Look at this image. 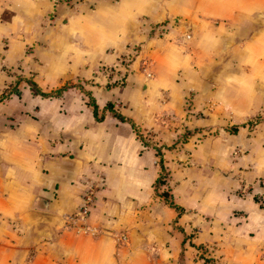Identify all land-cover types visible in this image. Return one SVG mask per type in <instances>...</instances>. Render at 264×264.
<instances>
[{"label": "crops", "instance_id": "0c3cea01", "mask_svg": "<svg viewBox=\"0 0 264 264\" xmlns=\"http://www.w3.org/2000/svg\"><path fill=\"white\" fill-rule=\"evenodd\" d=\"M0 264H264V0H0Z\"/></svg>", "mask_w": 264, "mask_h": 264}, {"label": "built area", "instance_id": "2783aa9c", "mask_svg": "<svg viewBox=\"0 0 264 264\" xmlns=\"http://www.w3.org/2000/svg\"><path fill=\"white\" fill-rule=\"evenodd\" d=\"M52 4L54 5L55 1H53ZM164 29H166V26L165 25H160L157 28L156 32L162 33V32H164ZM133 51L134 50H131L130 52H133ZM127 60H128V57H126V56H121L120 57V60L117 63V65H119L120 69H121V67L123 69H125ZM105 70H107L108 72H113L114 71L112 67L111 68L110 67H106ZM93 201H94L93 189L91 187H86L85 191L82 193V201H81V204H80L79 209L77 211V215L81 216V217L85 216L87 214L88 210L90 209V207L92 206ZM118 239L119 240H123V236L118 237Z\"/></svg>", "mask_w": 264, "mask_h": 264}, {"label": "trees", "instance_id": "16d2710c", "mask_svg": "<svg viewBox=\"0 0 264 264\" xmlns=\"http://www.w3.org/2000/svg\"><path fill=\"white\" fill-rule=\"evenodd\" d=\"M54 93V92H53ZM53 93H49V94H53ZM164 182V175L163 174H160L156 180V184L155 186L158 187L161 183Z\"/></svg>", "mask_w": 264, "mask_h": 264}]
</instances>
